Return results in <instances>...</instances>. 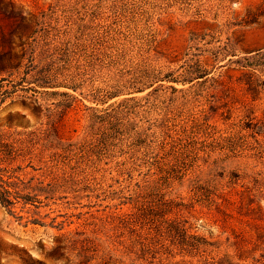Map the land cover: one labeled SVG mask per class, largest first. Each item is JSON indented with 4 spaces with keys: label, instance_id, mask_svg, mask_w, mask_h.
Listing matches in <instances>:
<instances>
[{
    "label": "rangeland",
    "instance_id": "rangeland-1",
    "mask_svg": "<svg viewBox=\"0 0 264 264\" xmlns=\"http://www.w3.org/2000/svg\"><path fill=\"white\" fill-rule=\"evenodd\" d=\"M258 9L0 0V167L32 197L0 205V264H264Z\"/></svg>",
    "mask_w": 264,
    "mask_h": 264
},
{
    "label": "trees",
    "instance_id": "trees-1",
    "mask_svg": "<svg viewBox=\"0 0 264 264\" xmlns=\"http://www.w3.org/2000/svg\"><path fill=\"white\" fill-rule=\"evenodd\" d=\"M260 17H264V11H261V9H258L257 13H253L248 15L244 21H242L244 24H253L256 23V20ZM203 39V38H201ZM221 51L217 50L213 52L214 58H217L220 55ZM247 61V60H246ZM200 62L194 63L192 66H189V69L186 70L184 75H181L183 77L182 82H188L191 83L193 79H203L205 78L208 73L206 72V69H204L200 64ZM250 63H244V65H241L242 67H250ZM264 52H258V71L264 72ZM161 75L160 72L158 74L154 75L152 79L160 78ZM162 78H173L172 74H168L163 76ZM150 79V80H152ZM55 77L51 75H43L36 81L37 87L40 88H53L52 82H55ZM176 80V79H173ZM148 82V81H147ZM2 103V100L0 99V105ZM18 149H16L12 144L5 143L4 139L0 136V165L8 162L10 164L15 158L18 156ZM8 173L7 167L1 168L0 167V205L7 209L9 212H12L13 206L18 202V200H22L24 203L32 201V197L20 195L18 191L13 189L12 183L10 182L11 177H6V174Z\"/></svg>",
    "mask_w": 264,
    "mask_h": 264
}]
</instances>
